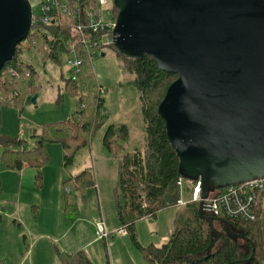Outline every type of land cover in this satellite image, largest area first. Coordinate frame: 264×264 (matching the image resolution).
<instances>
[{
	"label": "trees",
	"instance_id": "1",
	"mask_svg": "<svg viewBox=\"0 0 264 264\" xmlns=\"http://www.w3.org/2000/svg\"><path fill=\"white\" fill-rule=\"evenodd\" d=\"M65 5L66 12L61 10L58 14H51L48 22H43L35 13L28 37L18 44L15 57L5 64L0 77V109L21 108L24 100L36 93L39 77L34 64L23 58L24 50L37 51L44 61L52 59L59 63L63 52L73 53L80 61L78 71L72 69L73 75L66 78L65 84L66 90L79 100L77 116L40 125L32 133L35 139L32 147H27L26 140L19 135L0 134L3 164L17 171L26 165L33 167L39 182L42 180V167L50 160L47 143H61L64 163L70 165L75 153L91 141V134L103 124L106 115L103 112L105 99L100 92L103 86L98 82L94 69L97 53L105 50L96 45L101 32L91 27L90 15L94 11L95 19L104 18L105 9L99 0H66ZM110 11L111 18L116 21L118 9L114 4ZM76 24L82 25L85 42L74 33ZM110 48L121 57L125 71L139 91L145 121L146 145L143 149L124 150L123 143L129 134L125 124H110L103 137L104 146L120 161L114 189L115 205L133 245L151 264H264V218L254 221L227 218L231 231L237 236L224 230L222 222H216L221 235L215 242L217 233L211 223L199 214L200 201L183 205L187 213L178 212L174 231L165 243H141L136 222L143 218L154 219L161 210L180 206V178L190 192L197 179L181 173L179 157L167 135L166 122L158 112L160 102L177 75L161 70L150 55L135 59L120 53L115 45ZM63 185L64 214L78 218L81 200L84 201L87 192L97 186L96 175L91 168H85L67 178ZM217 189L220 188H213L211 192ZM2 191L0 178V193ZM4 214V208H1L0 224ZM213 242L215 245L210 250ZM55 248L61 264H96L84 249L68 252ZM0 264H5L2 258Z\"/></svg>",
	"mask_w": 264,
	"mask_h": 264
},
{
	"label": "water",
	"instance_id": "2",
	"mask_svg": "<svg viewBox=\"0 0 264 264\" xmlns=\"http://www.w3.org/2000/svg\"><path fill=\"white\" fill-rule=\"evenodd\" d=\"M113 4L120 53L150 55L161 70L177 75L158 112L181 173L202 182L200 216L213 226L215 242L221 235L216 222L237 236L227 219L204 213V200L213 188L264 176V0ZM33 21L30 0H0V77Z\"/></svg>",
	"mask_w": 264,
	"mask_h": 264
},
{
	"label": "rangeland",
	"instance_id": "3",
	"mask_svg": "<svg viewBox=\"0 0 264 264\" xmlns=\"http://www.w3.org/2000/svg\"><path fill=\"white\" fill-rule=\"evenodd\" d=\"M30 1L34 12L39 14L43 0ZM111 8H113V0H109L106 5L107 18L111 17ZM23 58L34 64L39 73L38 89L35 93L37 100L36 103H33L31 101L32 96H29L24 100L21 108L2 107L0 109V134L19 135L26 139L27 147H32L35 145V139L32 137L35 129H39L40 125L44 123L65 121L77 116L80 103L78 98L69 93L65 87L66 78L73 75L71 67V62L74 60L73 53H61V62L59 63L52 59L44 61L37 51L31 50H24ZM94 69L98 82L103 86L102 95L105 99L103 112H106V115L103 124L91 134V141L75 153L74 161L68 165V169L72 170L86 163L96 175L97 183L99 177L101 178L103 199L105 202L109 201L106 208L108 217L106 219L111 225V230L107 224L106 226L108 231L112 232L116 229L113 227L123 226L119 224L114 196V189L118 180L115 173L120 161L104 146L103 137L110 124L116 126L125 124L129 134L123 143L124 150L132 152L137 148L143 149L146 145L145 121L139 91L132 83L130 74L125 71L118 53L111 48L97 53L94 59ZM47 151L50 160L42 167L41 182L36 178L35 168L30 166L26 167L24 176L17 172L14 176L11 173L3 176L4 192L0 194V203L2 201L6 203V212L0 224V257L5 261V264L15 261L17 256L22 259L20 264H24L27 261L26 256L31 258V250H36L37 239L43 240L39 244L40 254H37L39 263L47 264V260L50 258L52 261L55 260V264H61L55 248L57 246L60 250H64L63 237L61 238V236L67 232L66 235L70 238L80 227L88 228V222L95 219L94 215L100 217V198H98L95 187L87 192L86 200H81L82 214L78 218L65 217L62 212L57 213L55 209L51 208L52 184L49 179V170L57 165H63L64 153L59 142H48ZM1 153L2 148H0V166L3 165ZM95 157L99 159L98 162L106 166L105 171L100 168L99 176L95 167ZM104 177H107L106 180L102 179ZM187 187L186 184L184 199L190 202L192 191L190 192ZM93 192L96 195L90 199ZM37 202L41 204H37ZM18 203H21L22 206L21 216L16 212ZM179 211L187 213L185 207L174 206L161 210L155 219L143 218L136 222V232L141 243L144 245L150 243L162 245L165 243L174 231L175 220ZM72 223L75 226L73 230L69 228ZM95 225L97 228V224ZM39 235H43V237ZM97 236L99 238L98 230ZM40 237L41 239H39ZM117 238H120L119 235H116L112 241ZM127 238L134 247L130 237ZM99 239H101L100 243L92 245L86 252L89 254L94 249L93 247L100 246L98 250L101 255L95 254L97 257L94 258L98 264H109L111 243H105L102 238ZM133 250L134 252L127 254L128 263L125 261L124 264H151L139 249L134 247ZM32 256L33 260L35 251Z\"/></svg>",
	"mask_w": 264,
	"mask_h": 264
},
{
	"label": "built area",
	"instance_id": "4",
	"mask_svg": "<svg viewBox=\"0 0 264 264\" xmlns=\"http://www.w3.org/2000/svg\"><path fill=\"white\" fill-rule=\"evenodd\" d=\"M65 1L66 0H43L38 18L42 19L43 22H48L52 18L51 14H58L61 10L66 12L67 6L65 5ZM108 1L109 0H99L101 6L105 9L104 18L95 19V12H90V15H92L91 27L101 32L100 39L96 42V45L102 46L104 50L110 48L111 45H114L115 40L114 27L116 21L111 17H106V5L108 4ZM74 33L84 42L86 41L82 25L76 24L74 26ZM79 64L80 61L74 57V60L71 62V67L74 72L78 71ZM100 92H103V87H101ZM178 183L180 189L178 205L183 206L188 203V201L184 199L186 184L182 178H180ZM201 200L202 182L200 179H197L192 189V197L190 201L197 202ZM204 206L207 213L219 218L243 219L248 221L261 219L264 217V176L240 183L230 184L224 188L217 189L205 198ZM96 224L99 238L105 240L109 239L113 232L108 231L104 219H98ZM115 233L123 235L127 234L128 230L126 225L118 228ZM24 264H31V262L28 261Z\"/></svg>",
	"mask_w": 264,
	"mask_h": 264
},
{
	"label": "crops",
	"instance_id": "5",
	"mask_svg": "<svg viewBox=\"0 0 264 264\" xmlns=\"http://www.w3.org/2000/svg\"><path fill=\"white\" fill-rule=\"evenodd\" d=\"M2 154H3V149H2V153H1V161H2V164H3ZM94 159H95L96 171H97V174L99 176V172L101 171V169H103L105 171L106 166H105V164H102V163L98 162L99 159H97V157H95ZM105 159L109 162V160L106 157H105ZM105 159H104V161H106ZM26 167H28V165H26L21 171H17V170L14 171V169L10 170V168H7L4 164L2 166H0V178H1L2 186H3V191L2 192H4L3 176L8 175V173H11L14 176V175H16V172L19 175H23L24 176V174L26 173ZM85 168H90V167H89V165L84 163L83 165H80L79 167H76V168L70 170V169H68V165H65L64 160H63V165L62 166H58L57 165V166H55V167H53V168H51L49 170V179H50L51 184H52V190H51L52 199L50 200V205H51V208L55 209V211L57 213L58 212H62V214H64V188H63L64 187V185H63L64 181L67 178H69V177L77 175L79 172H81ZM118 173H119V166L117 167V172L115 173L116 174L115 176H117V178H118ZM106 178L107 177H104L102 179L106 180ZM101 181L102 180L99 177V182L97 183V186L95 187V188H97L98 198H100V213H99L100 217L94 215L95 219H92V221L88 222L89 223L88 224V228H85V226L80 227V229L75 231L76 234L74 232V235L72 237H70V238L67 237V235H66L67 232H65L61 236V238L63 237L62 242H64V245H63V249L64 250L63 251L73 252V251H76V250H79V249H84L86 251L92 245L100 243L101 239H99L98 236H97V228H96V225H95L96 224L95 222H97L98 218L104 219V221L106 220L105 222H106L108 228L109 229L111 228V225L108 224L107 219H106V217H107L106 208L109 205V201L105 202V200L103 199V195L104 194H103V188H102L103 185H101ZM0 194H2V193H0ZM95 195L96 194H94V192H93L92 195L90 196V199H93ZM37 204H41V203L37 202ZM105 204H106V207H105ZM1 208H4V213H5L6 212V203L4 201H2L0 203V209ZM12 208H13V206H12ZM16 212H17V214H20V216H21V213H22L21 203L20 204L18 203V207H17ZM10 214H12V213H10ZM81 214H82V210H81ZM116 214H117V211H116ZM4 216H5V214H4ZM7 217H10V216H7ZM65 217H67V216H65ZM117 217H118V215H117ZM118 219H119V217H118ZM119 224L123 225L120 219H119ZM113 226H115V225H113ZM120 227L121 226L113 227V228H116V229L114 231H112L113 233H112L111 237L108 240H104L105 243L106 242L107 243H109V242L111 243L110 250H109L110 253H111V258H110L111 262L109 260L108 261L109 264H118V263L124 264L125 261H126V263H128L127 254L129 252H134L133 249H134L135 246L133 247L131 245V243L128 241V238H127L129 236V234L127 233V234L123 235V234L115 233V231L118 228H120ZM69 228H72V230H73L75 228L74 224L72 223ZM86 235H88V236H86ZM114 235L115 236L119 235L120 238H117L116 240L112 241V239L115 238ZM39 236L43 237V235H39ZM41 237L39 239H41ZM40 241H43V240L42 239L41 240H38V239L36 240L37 243L35 244L36 250H34L35 251L34 259L32 260V258H33L32 255H33L34 251H32L31 249H30L31 250V253H30L31 254V258L30 257L28 258L26 256L27 261H30V259H31V261H30L31 264H41L38 261V257L39 256H37L38 253L40 254V248H39L40 246H39V244L42 243ZM93 248L94 249H92V251L89 254L88 253L87 254L89 256L91 255L92 257L90 256V258L96 264H98L94 257L96 256L95 254H97L99 256L101 255L99 250H98L100 248V246L96 245ZM21 262H22L21 257L17 256V257H15V261L10 262V264H20ZM47 264H55V260L52 261L49 258L47 260Z\"/></svg>",
	"mask_w": 264,
	"mask_h": 264
}]
</instances>
